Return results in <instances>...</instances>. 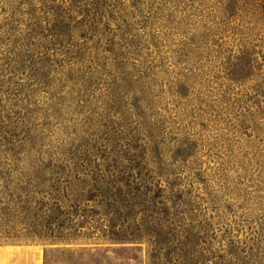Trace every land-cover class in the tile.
I'll list each match as a JSON object with an SVG mask.
<instances>
[{"label": "rangeland", "instance_id": "obj_1", "mask_svg": "<svg viewBox=\"0 0 264 264\" xmlns=\"http://www.w3.org/2000/svg\"><path fill=\"white\" fill-rule=\"evenodd\" d=\"M89 166L131 168L147 195L185 199L217 254L264 264V15L228 0H0V245L42 264H147L145 240L25 236L26 201Z\"/></svg>", "mask_w": 264, "mask_h": 264}, {"label": "trees", "instance_id": "obj_2", "mask_svg": "<svg viewBox=\"0 0 264 264\" xmlns=\"http://www.w3.org/2000/svg\"><path fill=\"white\" fill-rule=\"evenodd\" d=\"M228 1H242L264 15V0ZM79 162L90 163L91 159L74 161V166ZM130 169L89 166L74 170L62 185L59 178L49 179L40 200L33 203L27 198L26 213L31 216L26 221L25 236L78 241L99 232V237L110 240H145L147 264H242L236 253L217 254L213 250L209 225L192 214L185 199H162L161 190L147 195V182ZM69 196L74 199L65 206L63 199L69 200ZM117 218L124 223L115 225ZM105 220L108 225H104Z\"/></svg>", "mask_w": 264, "mask_h": 264}, {"label": "crops", "instance_id": "obj_3", "mask_svg": "<svg viewBox=\"0 0 264 264\" xmlns=\"http://www.w3.org/2000/svg\"><path fill=\"white\" fill-rule=\"evenodd\" d=\"M23 245H0V264H42L31 259V250Z\"/></svg>", "mask_w": 264, "mask_h": 264}]
</instances>
